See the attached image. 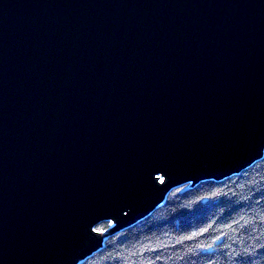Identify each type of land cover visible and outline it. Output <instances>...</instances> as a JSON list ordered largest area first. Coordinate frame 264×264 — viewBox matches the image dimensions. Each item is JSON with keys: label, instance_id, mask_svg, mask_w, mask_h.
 Wrapping results in <instances>:
<instances>
[{"label": "water", "instance_id": "water-1", "mask_svg": "<svg viewBox=\"0 0 264 264\" xmlns=\"http://www.w3.org/2000/svg\"><path fill=\"white\" fill-rule=\"evenodd\" d=\"M263 157L264 0H0V264H80Z\"/></svg>", "mask_w": 264, "mask_h": 264}, {"label": "trees", "instance_id": "trees-1", "mask_svg": "<svg viewBox=\"0 0 264 264\" xmlns=\"http://www.w3.org/2000/svg\"><path fill=\"white\" fill-rule=\"evenodd\" d=\"M80 264H264V157L226 179L172 190Z\"/></svg>", "mask_w": 264, "mask_h": 264}]
</instances>
